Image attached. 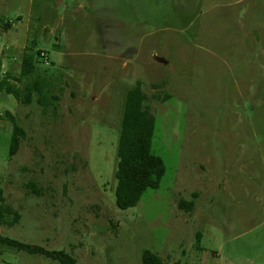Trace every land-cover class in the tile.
I'll use <instances>...</instances> for the list:
<instances>
[{
  "label": "rangeland",
  "instance_id": "1",
  "mask_svg": "<svg viewBox=\"0 0 264 264\" xmlns=\"http://www.w3.org/2000/svg\"><path fill=\"white\" fill-rule=\"evenodd\" d=\"M11 3L0 2L2 74L18 77L34 46L60 99L43 111L0 95V189L21 217L0 236L78 264H143L145 250L167 264H264V0ZM137 81L165 174L121 210L117 149ZM7 112L26 131L13 158ZM0 264L60 263L0 245Z\"/></svg>",
  "mask_w": 264,
  "mask_h": 264
},
{
  "label": "trees",
  "instance_id": "2",
  "mask_svg": "<svg viewBox=\"0 0 264 264\" xmlns=\"http://www.w3.org/2000/svg\"><path fill=\"white\" fill-rule=\"evenodd\" d=\"M9 28V22H5L4 29ZM42 53L44 52L35 51L34 46L26 47L21 58L18 77H13L10 73L2 74L0 67V95L4 92L24 105H31L35 102L42 107L43 111H46L50 106L57 110V101L60 99V95L52 91L53 85L48 76L38 70L36 56L41 57ZM59 92L62 93V89H59ZM146 99L142 83L137 81L136 85L128 90L124 102L115 170L117 181L115 202L121 210L136 206L148 189H157L165 174L164 161L152 152L156 119L145 106ZM6 117L12 123L9 156L13 158L20 149L26 131L19 125L14 115L7 112ZM27 188H31L35 194L40 193L33 182H30ZM192 196L193 198L190 200H180L178 207L185 211H191L195 207L197 194L194 193ZM20 218L18 211L6 204L3 191L0 189V226L12 227L20 221ZM200 236L199 234L198 242H200ZM0 245L30 255H42L56 260L60 264H78V261L64 250L49 251L37 245L3 236H0ZM142 263L167 264L160 256L149 250L143 252Z\"/></svg>",
  "mask_w": 264,
  "mask_h": 264
},
{
  "label": "crops",
  "instance_id": "3",
  "mask_svg": "<svg viewBox=\"0 0 264 264\" xmlns=\"http://www.w3.org/2000/svg\"><path fill=\"white\" fill-rule=\"evenodd\" d=\"M1 1H3V2L6 4V5H5V9H6L7 4H10V6H13L12 3H11L13 0H0V2H1ZM18 18L21 19V20H20V22H21V21H22V16L19 15ZM25 31H26L27 34L29 33V31H30V30H29V26H27V28L25 29ZM26 42H27V40H26Z\"/></svg>",
  "mask_w": 264,
  "mask_h": 264
},
{
  "label": "built area",
  "instance_id": "4",
  "mask_svg": "<svg viewBox=\"0 0 264 264\" xmlns=\"http://www.w3.org/2000/svg\"><path fill=\"white\" fill-rule=\"evenodd\" d=\"M41 57L44 58V59L47 58V56H46L45 53H42V54H41ZM45 64L48 65V64H49V61L46 60V61H45Z\"/></svg>",
  "mask_w": 264,
  "mask_h": 264
},
{
  "label": "water",
  "instance_id": "5",
  "mask_svg": "<svg viewBox=\"0 0 264 264\" xmlns=\"http://www.w3.org/2000/svg\"><path fill=\"white\" fill-rule=\"evenodd\" d=\"M157 62L166 64L167 62L162 58H157Z\"/></svg>",
  "mask_w": 264,
  "mask_h": 264
}]
</instances>
